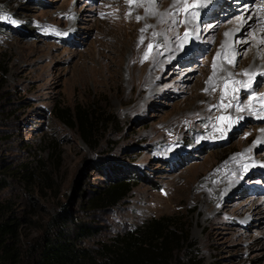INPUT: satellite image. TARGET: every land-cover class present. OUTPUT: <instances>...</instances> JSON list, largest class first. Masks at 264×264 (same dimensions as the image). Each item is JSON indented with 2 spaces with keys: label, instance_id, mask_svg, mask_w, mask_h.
Masks as SVG:
<instances>
[{
  "label": "rangeland",
  "instance_id": "obj_1",
  "mask_svg": "<svg viewBox=\"0 0 264 264\" xmlns=\"http://www.w3.org/2000/svg\"><path fill=\"white\" fill-rule=\"evenodd\" d=\"M261 9L0 0V206L24 257L65 212L67 232L88 229L80 245L92 251L160 221L180 257L264 264ZM128 180L124 200L90 206Z\"/></svg>",
  "mask_w": 264,
  "mask_h": 264
},
{
  "label": "trees",
  "instance_id": "obj_2",
  "mask_svg": "<svg viewBox=\"0 0 264 264\" xmlns=\"http://www.w3.org/2000/svg\"><path fill=\"white\" fill-rule=\"evenodd\" d=\"M58 117L64 125L71 126L70 116L60 112ZM79 127L84 133L80 117ZM83 135L86 138L87 135ZM131 184L130 180L113 184L92 198L90 206H111L124 200L131 192ZM3 209L0 206V264H203L194 252L180 257L173 247L172 233L164 231L160 221H152L136 233L116 238L101 251L83 248L80 242L89 231L77 227L76 232L69 234L65 212L50 218L45 231L28 246L24 257L17 249L18 225Z\"/></svg>",
  "mask_w": 264,
  "mask_h": 264
},
{
  "label": "bare ground",
  "instance_id": "obj_3",
  "mask_svg": "<svg viewBox=\"0 0 264 264\" xmlns=\"http://www.w3.org/2000/svg\"><path fill=\"white\" fill-rule=\"evenodd\" d=\"M206 1H209V0H205V2ZM203 6V5H202ZM264 16V15H263ZM264 18V17H263ZM232 41V40H231ZM253 46H255L256 48L257 47H259V46H261L262 47V49L264 48V43H261V39L260 38H258L257 39V41L253 44ZM257 55L258 54H260V55H262L263 54V51L261 50H258L257 52ZM259 56V55H258ZM257 56V57H258ZM258 61V60H257ZM255 62V64H253V70L255 69V68H257V67H259L258 65H256L257 64V62L256 61H254ZM222 66H224V65H222ZM225 67V66H224ZM224 67H222L223 69L222 70H224ZM158 69V68H157ZM221 68H216V70H220ZM222 70L220 71V72H222ZM253 70H251L250 72H252ZM261 71H264V68H261L260 69ZM249 73V72H248ZM220 74V73H219ZM217 76V75H216ZM252 77V76H251ZM247 78V77H246ZM216 79V78H215ZM218 79V78H217ZM232 88V87H231ZM225 91H226V96H227V98L230 100L231 99V97L233 96V95H235L236 93L234 92V91H230L229 89H228V87L225 89ZM237 92V91H236ZM223 93V92H222ZM221 95V94H220ZM227 100V99H226ZM252 105V104H251ZM254 105V104H253ZM262 105H264V104H262V103H260L259 104V106H260V112H262L261 114H263L264 113V107H262ZM228 107V106H227ZM226 107V108H227ZM229 108V107H228ZM255 111H259V108H257ZM206 113V112H205ZM207 114V113H206ZM207 115H209V114H207ZM225 117V116H224ZM230 118H232V117H229V120H230ZM228 119V118H227ZM221 120V119H220ZM226 120V119H225ZM224 120V121H225ZM219 122H221V121H219ZM222 123H225V122H222ZM232 123V122H231ZM230 123V124H231ZM219 124V123H218ZM224 125V124H223ZM244 161V160H243ZM245 161L246 162H248V159H245ZM244 165H247V163H245ZM240 171V170H239ZM233 183V182H232ZM217 186V185H216ZM225 186V185H224ZM232 186V185H231ZM230 186V187H231ZM218 188V187H217ZM228 188V187H227ZM217 190V189H216ZM230 190V189H229ZM218 207V206H217ZM223 208V207H222ZM214 213H215V215H218L219 213H222L221 212V210H215V211H213Z\"/></svg>",
  "mask_w": 264,
  "mask_h": 264
},
{
  "label": "snow or ice",
  "instance_id": "obj_4",
  "mask_svg": "<svg viewBox=\"0 0 264 264\" xmlns=\"http://www.w3.org/2000/svg\"><path fill=\"white\" fill-rule=\"evenodd\" d=\"M126 2L129 3V4H133V3H140V4L147 3V4L151 5V6H154L156 4V0H126ZM261 2L264 3V0H261ZM179 3L187 4L188 0H174V5L175 4H179ZM261 10H264V9H261ZM146 11L151 12V8L146 9ZM139 19H140V17H137V20H139ZM228 35H231V33H226V36H228ZM141 43H143V40H141ZM261 43H264V41H261ZM149 48L151 49L152 45H149ZM147 55L148 54L146 53L145 54V59L147 58ZM213 68L215 70V65H213ZM244 75L251 76V73H244ZM232 83L236 84L237 82L236 81H232ZM262 106H264V105H262ZM240 110H242V109H240ZM262 118H264V117H262ZM221 119H224V118L222 117ZM254 143H259V141H256Z\"/></svg>",
  "mask_w": 264,
  "mask_h": 264
}]
</instances>
